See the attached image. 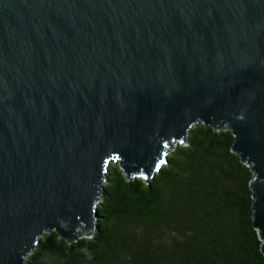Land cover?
I'll use <instances>...</instances> for the list:
<instances>
[{"label": "water", "instance_id": "obj_1", "mask_svg": "<svg viewBox=\"0 0 264 264\" xmlns=\"http://www.w3.org/2000/svg\"><path fill=\"white\" fill-rule=\"evenodd\" d=\"M227 129L264 256V0H0V264L94 234L108 166Z\"/></svg>", "mask_w": 264, "mask_h": 264}, {"label": "trees", "instance_id": "obj_2", "mask_svg": "<svg viewBox=\"0 0 264 264\" xmlns=\"http://www.w3.org/2000/svg\"><path fill=\"white\" fill-rule=\"evenodd\" d=\"M232 145L229 130L199 124L149 181L111 163L93 236L68 244L47 233L25 264H264L253 174Z\"/></svg>", "mask_w": 264, "mask_h": 264}]
</instances>
